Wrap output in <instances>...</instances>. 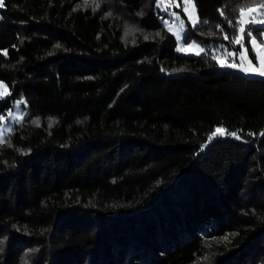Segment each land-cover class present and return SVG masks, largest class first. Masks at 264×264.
<instances>
[{"label":"trees","instance_id":"16d2710c","mask_svg":"<svg viewBox=\"0 0 264 264\" xmlns=\"http://www.w3.org/2000/svg\"><path fill=\"white\" fill-rule=\"evenodd\" d=\"M192 1L206 49L251 2ZM98 2L0 8V264H264V78L177 54L155 0Z\"/></svg>","mask_w":264,"mask_h":264},{"label":"snow or ice","instance_id":"6c2138e0","mask_svg":"<svg viewBox=\"0 0 264 264\" xmlns=\"http://www.w3.org/2000/svg\"><path fill=\"white\" fill-rule=\"evenodd\" d=\"M182 3L184 4L183 7V12L188 16L189 21L192 24V27L195 28L197 23H199V18L197 17L196 19H193L192 13H189L188 11V7L187 5L192 4V0H182ZM163 5V7H162ZM172 5H176L177 7L180 6L179 3H177V0H156V7L157 8H161V10L163 11H167L169 7H171ZM3 0H0V7H3ZM83 6L85 8L87 7H92L93 12H95L99 7L100 4L98 2V0H83ZM254 0H251V2H246L245 4H242L241 6L238 7L237 11L239 13V16L237 17L236 20V24L233 25L232 21L229 20V26L235 27L237 29V35L234 36L231 40V43L233 44H239L240 45V49L237 50L236 52H229L227 49L224 50L223 53H221L220 57L217 56L216 51L218 50H214L211 53V58L213 60H216L217 64L221 67V68H235L238 69L240 72L245 73L246 75H255V76H259V77H264V45H258L257 44V40L256 37H253L252 32L253 29L249 28L247 30V35L250 38L249 39V43L252 46V51L254 53V58L256 60V64H253L252 62V58H249L247 53H248V48L245 47V45L242 43V38H243V34L245 32V13H251L252 9L254 7ZM77 7H80L79 5ZM194 7V5H193ZM258 7L259 9H264V2H262L260 5L255 6ZM74 11L76 9H73ZM220 14L223 16L224 12L222 9L219 10ZM142 13H138V15H140ZM169 16L175 18L176 20H179V29L181 31L184 30L185 24H184V20L180 19V16L178 13L176 12H169L168 13ZM107 16H111L112 13L108 12L106 14ZM257 15L259 17H261V19L255 20V21H250L253 24H261L264 25V11H259L257 13ZM162 22L167 25L169 27V30H172L173 25L169 24L168 20H163L162 18ZM203 23L207 24L208 21L204 20ZM219 28V25L217 26ZM222 31V29H221ZM131 30H129L128 33H126V35L130 34ZM177 35V40L180 41L182 39H185L184 37H181L180 35H178L177 33H174ZM258 34L260 36H264V27H261L259 29ZM157 35H160V33L158 32ZM209 35H211V33H209ZM148 37L145 36V39H147ZM225 40H228L229 37L228 35L224 36ZM57 47H59V45H57ZM221 48H223V45L220 46ZM184 50L186 53L188 52V50H194L192 54L194 55H201V53H204L205 55H207L209 53V49L203 48L201 47L195 40H193L191 43H185L183 45V47H177V51H181ZM239 57L240 62L236 63V57ZM228 57H232L231 62H223L225 60H227ZM246 62V63H245ZM180 71H183V69H180ZM5 87L3 85L2 82H0V88ZM5 95V93L0 92V98H3V96ZM23 101L17 102V105H19V103H22ZM11 113H9L10 115ZM4 120V116L0 115V121ZM33 123L37 126H39V120H34ZM52 121H49V127L52 126ZM217 134L219 135H225L226 134V130L222 129V128H217L213 133L212 136H216ZM228 135H231L233 137H235L236 139H240V136H238L236 133H227ZM249 135H252V133H249ZM260 135L264 136V132L260 133ZM211 139V137H210ZM3 134L0 133V143H3ZM225 239H227V237H225Z\"/></svg>","mask_w":264,"mask_h":264},{"label":"rangeland","instance_id":"374dc122","mask_svg":"<svg viewBox=\"0 0 264 264\" xmlns=\"http://www.w3.org/2000/svg\"><path fill=\"white\" fill-rule=\"evenodd\" d=\"M177 3L180 4L179 7H177L176 5H172L171 7L168 8L167 11H163V10H161V8H157L156 7L158 9L160 15H161V22H162V18H163V20H168L170 25H173L171 31L169 30V27L167 25H165L163 22H162V26L177 41V46H176V49H175V52L177 54L183 55V56H197V55L192 54L194 50H188L187 53L184 50L177 51V47H183V45L186 42H185L184 39L178 41L177 40V35L174 34V33H177L181 37H184L185 38V35L187 33V30H188V28L186 26V23L190 27H192V24L189 21L188 16L183 12L184 4L182 3V0H177ZM155 5H156V0H155ZM193 5H194V3L192 1V4L187 5V7H188L189 13H192L193 19H196L197 18L196 8H195V6L193 7ZM162 7H163V5H162ZM259 11H264V9H259L258 7H255L254 6L251 13H248V12L245 13V25H244L245 32L244 33H246V35L243 34L242 43L245 45V47H247V48L249 47L251 51H252V46L249 43V39L250 38L247 35V30L249 28L253 29L252 35H253V37H256L257 44L258 45H264V36H260L258 34L259 29L261 27H264V25H261V24H258V23L257 24H253V23L250 22V21H255V20L261 19V17H259L257 15V13ZM169 12H176V13H178L179 16H180V19L184 20L185 27H184V30L183 31H181L179 29V23H180V21L179 20H176L175 18H173L171 16H169V14H168ZM228 43H231V41H228ZM221 45H223V44H218V45H213V46L208 47L209 54L211 55L212 51L218 50V51H216V54H217L218 57H220L221 53H223L225 49H227L229 52H236L237 50L240 49V45L239 44H233V43H231V44H229L230 46H228V44L227 45H223V48L220 47ZM252 53H253V51H252ZM201 54H203V53H201ZM247 55H248L249 58H251L250 57V54H249V51H248ZM231 60H232V57H228L227 60H225L223 62L227 63V62H231ZM235 62L236 63H239L240 62L238 56L236 57V61ZM256 63L257 62L255 60L253 62V64H256ZM219 68L222 69V70H231V71H234V72H236L238 74H241V75L246 76V77H249V78H259V79H263L264 78V77H259V76H255V75H246L245 73H242L238 69H235V68H231V69L230 68H226V67L225 68H221L220 66H219ZM0 92L5 93V95L3 96V97H5L6 94H7V92H8L7 87L5 86V87L0 88ZM16 105H17V103L14 105L13 110H11L10 112H8L6 114V116H4V120L3 121H0V133L3 134V139L11 132L12 127L15 124H18L19 122H21V117H20V113L18 111V106H16ZM9 113H11V114L9 115ZM216 136H223V135L217 134Z\"/></svg>","mask_w":264,"mask_h":264}]
</instances>
